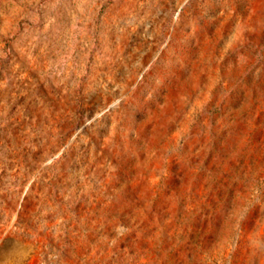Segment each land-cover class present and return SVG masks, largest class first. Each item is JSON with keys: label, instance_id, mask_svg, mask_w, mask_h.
Wrapping results in <instances>:
<instances>
[{"label": "rangeland", "instance_id": "obj_1", "mask_svg": "<svg viewBox=\"0 0 264 264\" xmlns=\"http://www.w3.org/2000/svg\"><path fill=\"white\" fill-rule=\"evenodd\" d=\"M0 264H264V0H0Z\"/></svg>", "mask_w": 264, "mask_h": 264}]
</instances>
